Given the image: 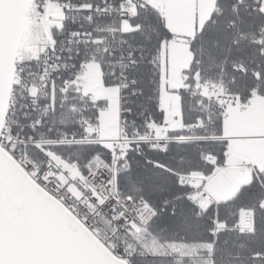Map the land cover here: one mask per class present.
<instances>
[{"label":"snow or ice","instance_id":"snow-or-ice-1","mask_svg":"<svg viewBox=\"0 0 264 264\" xmlns=\"http://www.w3.org/2000/svg\"><path fill=\"white\" fill-rule=\"evenodd\" d=\"M207 2L0 0V264H264V160L233 154L264 129L229 123L264 0Z\"/></svg>","mask_w":264,"mask_h":264},{"label":"rangeland","instance_id":"rangeland-1","mask_svg":"<svg viewBox=\"0 0 264 264\" xmlns=\"http://www.w3.org/2000/svg\"><path fill=\"white\" fill-rule=\"evenodd\" d=\"M178 58L183 59V53H178ZM230 127L236 132H247L264 129V100L257 98L247 112L234 110ZM233 154L236 160H264V151L258 150L251 141H238L233 145ZM242 226H248L247 214H243Z\"/></svg>","mask_w":264,"mask_h":264},{"label":"water","instance_id":"water-1","mask_svg":"<svg viewBox=\"0 0 264 264\" xmlns=\"http://www.w3.org/2000/svg\"><path fill=\"white\" fill-rule=\"evenodd\" d=\"M243 164L234 166L230 173L220 176L212 186L214 196L223 199L230 197L234 191V185L241 180V169Z\"/></svg>","mask_w":264,"mask_h":264},{"label":"crops","instance_id":"crops-1","mask_svg":"<svg viewBox=\"0 0 264 264\" xmlns=\"http://www.w3.org/2000/svg\"><path fill=\"white\" fill-rule=\"evenodd\" d=\"M208 10H209V6L207 0H201V11L206 12Z\"/></svg>","mask_w":264,"mask_h":264},{"label":"built area","instance_id":"built-area-1","mask_svg":"<svg viewBox=\"0 0 264 264\" xmlns=\"http://www.w3.org/2000/svg\"><path fill=\"white\" fill-rule=\"evenodd\" d=\"M247 222H248V220H247ZM248 227V226H247ZM247 227H245V229H247Z\"/></svg>","mask_w":264,"mask_h":264},{"label":"trees","instance_id":"trees-1","mask_svg":"<svg viewBox=\"0 0 264 264\" xmlns=\"http://www.w3.org/2000/svg\"><path fill=\"white\" fill-rule=\"evenodd\" d=\"M231 222V221H230Z\"/></svg>","mask_w":264,"mask_h":264}]
</instances>
